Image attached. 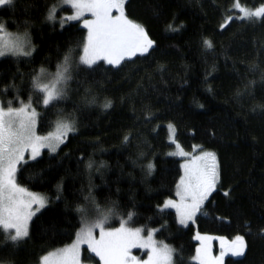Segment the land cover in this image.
Returning <instances> with one entry per match:
<instances>
[{
	"label": "trees",
	"instance_id": "16d2710c",
	"mask_svg": "<svg viewBox=\"0 0 264 264\" xmlns=\"http://www.w3.org/2000/svg\"><path fill=\"white\" fill-rule=\"evenodd\" d=\"M60 2L0 7V24L28 37L32 48L31 55L0 59L3 106L31 101L41 135L60 120L76 126L56 152L20 165L19 186L43 194L49 205L23 240L0 229V264H40L75 240L93 207L114 212L113 226L127 221L155 230L174 250V264H198L196 232L214 236L216 249L237 236L245 240L243 256L225 253L224 264H264V16L232 18L222 28L238 14L235 0H128L125 16L144 28L152 49L119 67L75 65L67 95L43 107L34 80L42 69L55 72L69 54L77 58L86 42L79 23L60 27L48 18ZM241 3L256 8L264 0ZM168 124L186 152L212 151L219 160L218 187L188 226L160 209L182 175V160L170 155ZM83 257L99 264L87 248Z\"/></svg>",
	"mask_w": 264,
	"mask_h": 264
},
{
	"label": "snow or ice",
	"instance_id": "6c2138e0",
	"mask_svg": "<svg viewBox=\"0 0 264 264\" xmlns=\"http://www.w3.org/2000/svg\"><path fill=\"white\" fill-rule=\"evenodd\" d=\"M13 2L14 0H0V6H10ZM61 3L75 9V14L66 17V20H81L85 13L91 16L90 19L82 20L83 27L88 31L83 55L79 57L80 64L88 68L97 65L99 61L119 67L122 61L132 59L137 53L146 54L153 45L144 28L125 16V0H61ZM235 7L243 14L237 16V19L264 16V7L256 11H248L239 3H236ZM114 11L118 14L113 15ZM54 15L55 9L50 11L48 18L54 19ZM231 19L232 17H229V21ZM205 44L209 48L212 46L210 41H205ZM7 54L28 56L31 55V50L25 51V40L22 37H12L0 24V57ZM69 62L70 54L65 57L64 64L58 66L51 84L41 83L39 77L34 80V88L43 94L44 106L47 107L61 98L62 90L58 89L57 85L70 78L65 76ZM43 71L42 69L41 72ZM110 106V102L104 105L105 108ZM37 115L31 101L17 108H13L11 103L0 106V228L5 231L14 229V234L9 236L13 241L28 235L27 223L34 215L32 205L39 204L43 207L45 203L43 197L17 184L18 165L28 162L25 160L26 152H30L29 159L35 160L40 155L41 148L48 147L55 151L56 146L63 143L67 134L75 130L74 122L61 121L57 123L52 134L39 136L35 132ZM177 147L179 148V145ZM179 154L188 155L183 150ZM183 167L185 177L180 181L181 190L178 192L181 202L176 204L169 200L164 208H176L180 214V223L186 224L187 220L193 219L203 201L215 190L219 177L216 156L211 152L196 156L191 163H185ZM224 194L228 195L227 192ZM106 220L105 216L91 224L85 223L70 247L42 257L41 264H79L82 244L87 245V249L99 257L102 264H137L136 257L130 254L132 248L151 250L146 264H170L172 249L163 244L158 246L153 239V233H148L145 238L141 235L143 229L128 227L127 221L116 229L108 230L105 228ZM95 230H99V238L94 235ZM197 239L203 241L207 238L197 236ZM244 247L243 238L237 236L233 242L232 254L243 255ZM197 253L199 264H213L206 246L203 250L197 249ZM222 256L223 253L221 258Z\"/></svg>",
	"mask_w": 264,
	"mask_h": 264
},
{
	"label": "rangeland",
	"instance_id": "374dc122",
	"mask_svg": "<svg viewBox=\"0 0 264 264\" xmlns=\"http://www.w3.org/2000/svg\"><path fill=\"white\" fill-rule=\"evenodd\" d=\"M127 1H128V0H125V3H124V13H125V4H126ZM236 3H239L241 7L245 8V9L248 10V11H256L257 9H260V8L264 7V5H262V6H260V7H256V8L245 7V6L242 5L241 0H235L234 7H235ZM0 7H2V6H0ZM54 9H55L54 19H51V20H52L53 23H54V22H55V23H58V24L60 25V27H63L64 25L69 24V23H79V24L83 27L82 20H83V19H90V18H91V16H90L89 13H85L84 16L81 18V20H66V17L75 14V9L70 8V7H69L68 5H66V4H62L61 2H60V3H59ZM235 9L238 11V14H234V15H232V16H228V17H226L225 22L222 23V28L225 27L224 25L227 26V25L229 24V22L231 21V20L229 21V17L236 18L237 16L243 15L242 13L239 12V9H238V8L235 7ZM66 10H69L70 12H67ZM117 14H118V13H116L115 11L113 12V15H117ZM251 18H258V17H251ZM259 18H261V17H259ZM245 19H248V18H245ZM51 20H50V21H51ZM62 21H64V22L62 23ZM83 28H84V27H83ZM84 29L86 30V39H87V31H88V30H87L86 28H84ZM4 30H5V29H4ZM5 31H6V30H5ZM6 32H7V31H6ZM7 33H9V32H7ZM9 34H10L12 37H22V38L25 40V51H29V50L32 51L31 44H30V42H29L28 37L23 36V35H21V34L16 35V34H13V33H11V32H10ZM152 47H153V45H152ZM152 47L148 50V52L152 49ZM82 51H83V50H82ZM148 52H147V53H148ZM147 53H146V54H147ZM81 55H83V52H82L77 58H75V59H73V58L71 57L70 62H69V66H68V72L65 73V76L70 77V78H68L66 81H63V82H61L60 84L57 85L58 89H61V90H62V96H61L60 99H63V98L67 95L68 84H69V81H70V79H71V74H72L73 67H74L75 65H77V66H86V65L80 64V62H79V57H80ZM137 55H140V54L137 53ZM137 55H136V56H137ZM5 56H13V57H17V56H21V55L7 54V55H5ZM5 56H4V57H5ZM134 57H135V56H134ZM134 57H132V58H134ZM1 58H3V57H0V59H1ZM125 60H126V59H125ZM99 62H101V61H99ZM102 62H104V61H102ZM122 62H123V61H122ZM104 63H105V62H104ZM106 64H107V63H106ZM62 65H63V64H62ZM57 70H58V69H57ZM57 70H56L55 72H47V71L40 72V73L38 74L37 77L40 78V82H41V83L51 84L52 81H53L54 78H55V75H56ZM42 75H43V76H42ZM60 99H58V100H60ZM56 101H57V100H56ZM28 102H29V101H28ZM28 102H25V103H23V104H27ZM53 102H55V101H53ZM53 102H52V103H53ZM31 105H32V103H31ZM42 105H43V104H42ZM0 106H3V104H2L1 101H0ZM20 106H21V105H20ZM20 106H19V107H20ZM32 107L36 110V108H35L33 105H32ZM43 107H46V106L43 105ZM36 112H37V114L39 115V112H38L37 110H36ZM38 115H37V117H36V127H35V132H36V134L39 135V136H48V135L52 134V133L55 131V129H56V125H57L58 122H61V121L69 122V123H72V122H73V121H71V120H69V119H65V120L57 121L52 131H50V132H49L48 134H46V135H41V134L38 133V130H37V126H38ZM169 126H171V127H169ZM166 128H167V131H168V141H169V143L172 144V146H173V147H172V150H171V152H170V155H171V156H175V157H177V158H179V159L182 160V161H181L182 175H181V177H180V179H179V182H178V184H177V188H176L175 196H174L173 198H168V199L162 204V206L160 207V209H162V210H167V209L173 210V211L176 213V215H177L178 222L180 223V214H179V212L177 211V209H176V208H173V207L164 208V205H165V203H166L167 201H169V200L173 201V202L176 203V204H180V202H181V201H180V196L178 195V192L181 190V189L179 188L180 181H181L182 178L185 177V168L183 167V165H184L185 163H191V161H192L196 156H198V155H202L204 152H211V153H214V152H212V151H207V150H200V151H197V152H194V153L186 152V151L180 146V144L177 142V139H176V128H175V126H174V125H171V124H168V125H166ZM74 129L76 130V126H75V124H74ZM75 130H74V131H75ZM72 132H73V131H72ZM72 132H69V133L67 134V136H66V137L64 138V140H63V143H59V144L56 146V150H55V151H52V150H51L50 148H48V147L41 148V149H40V155H39L36 159H38V158L42 155V152H43L44 150H47V151H49V152H56V151L58 150V148H59L62 144H64V143L66 142V140H67L69 134L72 133ZM173 141H174V142H173ZM177 145H179V148L177 147ZM181 150H183V152L187 153L188 155H180L179 153H180ZM194 150H197V147H195ZM173 153H175V154H173ZM214 154H215V153H214ZM29 156H30V152H26V153H25V160H27L28 162L34 161V160L29 159ZM215 156H216V162H217V165H218V177H219V178H218V181H217V183H216V186H215V190H216L217 187H218L219 181H220V167H219V160H218V158H217V155L215 154ZM36 159H35V160H36ZM197 163H199V161H198ZM21 164H25V162H21ZM21 164H20V165H21ZM20 165H18V169L20 168ZM17 172H18V171H17ZM16 181H17V173H16ZM17 184H18V183H17ZM18 185H19V184H18ZM215 190H214V191H215ZM28 191H29V190H28ZM214 191H212L211 194H212ZM30 192L35 193V194H37V195L43 197L44 200H45V203H44V206H43V207H41L39 204H33V205H32V209H31V210L34 212V215L31 216V218L28 220V223H27V231H28V234H29V226H30V223H31L32 219H33L36 215H38L43 209H45V208L49 205V201H48V199H47L46 196H44V195L41 194V193H37V192H33V191H30ZM211 194L207 197V199H205V200L203 201V203H202L201 206H200V209L195 213V215H194V217H193L192 220H187V221H186V224H181V223H180V224H181V225H184V226H188V225L194 223V222H195V219H196V217H197V215L199 214L200 210L203 208V206L205 205L206 201L209 199V197L211 196ZM36 209H39V210L36 211ZM105 216L107 217V220L105 221V228L108 229V230L116 229V228H118V227L121 225V223L124 222V221H122L120 224L113 226L115 220L118 218V217L114 214V212H110L109 210H108V211H106V210H105V211H104V210H99V209H97L96 207H93L92 212H90V213H86V214L84 215V218H83L84 220H83V226H82V228L85 226V223L91 224V223L95 222V221L98 220V219H103V217H105ZM127 226H128V227H131V228H133V229H135V228H141V227H132V226H129L128 224H127ZM82 228H81V229H82ZM0 229L3 230L2 228H0ZM81 229H80V230H81ZM141 229H143L141 235L144 236L145 238H146L147 234L151 232V233H153V239H154V241L156 242V244H157L158 246L161 245V244L166 245V244H164V243H162V242H160V241H158V240L156 239V237H155V230H146V229H144V228H141ZM3 231H4L6 234H8L9 236H10V234H14V229L9 230V231H5V230H3ZM79 232H80V231H79ZM94 235H95L97 238H99V230H95V231H94ZM9 236H8V237H9ZM27 236H28V235H27ZM27 236H25V237H23V238H21V239H18V240H23V239H25ZM197 236H200V237H206L207 239H205V240L202 241V240H200V239H197ZM75 240H76V238H75ZM75 240H74L71 244H69L68 246H65V247H62V248H59V249L53 250V251H51V252H49V253H53V252H56V251H58V250H60V249H64V248L70 247V246L75 242ZM195 240L198 242V247H197V249H202V250H203V248L206 246V248H207V252H208V256H209L210 258H212L213 264H224V263H225V262H224V256H225V253H226V254H227V253H231V254H232L233 243L224 242V243H222V247H221V244H219V245H218V246H219L218 249H216V248L214 247V242L217 241V239H216L214 236L207 235V234H201V233H198V232H196V234H195ZM235 240H236V239H235ZM235 240H234V241H235ZM243 240H244V239H243ZM244 244H245V240H244ZM167 246H168V245H167ZM168 247H169L170 249H172L170 246H168ZM85 248H87V245H83V244H82V245L80 246V252H79V264H95V263L87 262V261L84 260L83 252H84V249H85ZM88 250H89V252H90L91 254H94V253L91 252L90 249H88ZM49 253H48V254H49ZM221 253H223L222 258H221ZM48 254H46V255H48ZM130 254H131V256L136 257L137 264H146V262L148 261L149 256L151 255V250H150V249H145V248H132V249L130 250ZM46 255H45V256H46ZM94 255H95V254H94ZM197 255H198V253H197V251H196V254H195V256L192 258V261L195 262V263H198V264H199V260L197 259ZM228 255H230V254H228ZM228 255H226V256H228ZM95 256H96V255H95ZM241 256H243V255H239V256H236V257H241ZM96 257H97V256H96ZM97 258L99 259V257H97ZM41 261H42V259H41ZM41 261H40V264H41ZM99 264H102V262H101L100 260H99ZM170 264H174V250H173V249H172V253H171V261H170Z\"/></svg>",
	"mask_w": 264,
	"mask_h": 264
},
{
	"label": "bare ground",
	"instance_id": "6f19581e",
	"mask_svg": "<svg viewBox=\"0 0 264 264\" xmlns=\"http://www.w3.org/2000/svg\"><path fill=\"white\" fill-rule=\"evenodd\" d=\"M82 52H83V51H82ZM32 53H33V52H32ZM29 57H30V56H29ZM70 59H71V58H70ZM105 63H106V62H105ZM63 64H64V63H63ZM57 67H58V66H57ZM57 67H56V68H57ZM42 76H43V75H42ZM73 132H74V131H73Z\"/></svg>",
	"mask_w": 264,
	"mask_h": 264
}]
</instances>
